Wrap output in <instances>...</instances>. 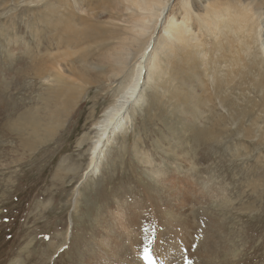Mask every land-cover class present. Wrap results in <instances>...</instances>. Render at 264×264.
Returning <instances> with one entry per match:
<instances>
[{
  "label": "rangeland",
  "instance_id": "rangeland-1",
  "mask_svg": "<svg viewBox=\"0 0 264 264\" xmlns=\"http://www.w3.org/2000/svg\"><path fill=\"white\" fill-rule=\"evenodd\" d=\"M178 2L173 0L170 10L179 8ZM44 5L0 0V264H102L103 252L94 253L104 237L101 249L114 253L124 243L133 264H140L145 247L157 263L161 250L177 249L180 255L164 257L167 264H264V93L251 84L240 92L225 90L240 100L234 112L239 117L233 115L237 122H231V109L219 100L210 74L209 92L196 93L202 102H212L185 127L181 119L190 111H172L166 93L146 89L150 102L128 108L127 120L88 169L103 133L95 124L131 68L110 83L89 87L55 137L50 140L43 131L29 149L18 120L44 106L51 84L41 77L65 51L53 40V27H46ZM168 21L160 25L168 28ZM59 70L53 74L69 76ZM174 115L185 127L179 140L165 129L181 134V127L171 124Z\"/></svg>",
  "mask_w": 264,
  "mask_h": 264
},
{
  "label": "bare ground",
  "instance_id": "bare-ground-1",
  "mask_svg": "<svg viewBox=\"0 0 264 264\" xmlns=\"http://www.w3.org/2000/svg\"><path fill=\"white\" fill-rule=\"evenodd\" d=\"M172 1L30 0L33 4L45 2L46 27L47 24L53 27L50 28L52 38L65 51H62V59H54L41 77V80L51 84L45 90L44 95L47 96L44 97V106L39 107L36 113L22 115L19 124L16 120L21 125V128L17 127L22 130L21 137L25 138L23 143L33 149L31 139L35 137L34 141H41L43 131L52 140L57 130L64 126V118L75 111L73 108L82 101L89 87L105 84L131 68L127 83L121 89L118 88L120 90L113 104L104 111L103 119L95 124V128L100 129L97 131L103 133L92 149L88 169L95 168L100 149L109 143L116 128L127 120L124 117L128 108L141 101L150 102L144 96L146 89L152 90L154 94L166 93L172 111L178 108L190 111L188 119H181L185 127L197 121L202 113L200 108L209 107L212 102V99H206L205 102L200 100L202 94L209 92L206 80L210 74L214 75L216 95L221 103L230 107L232 116L238 114L234 112L240 107L239 98H231L223 93L225 90L234 87V92H240L241 88L251 84L264 93V75L261 73L264 67V0H179V8L170 10ZM168 19L169 27H162L161 21ZM158 31L160 36H156ZM154 45V51L149 53V48L153 49ZM209 49L211 51L208 52ZM60 68L65 74L69 73L67 78L64 74H53ZM142 79L148 80V84L142 85ZM196 89L202 94L196 93ZM261 105L264 106V102ZM235 117H239V114ZM235 117L231 118V122H237ZM176 119L179 117L174 115L171 124L180 126ZM216 125L218 128L221 126L214 122L213 126ZM180 127L181 134L176 128L165 126V129L173 140H179L185 131V127ZM247 134L250 135L248 131ZM45 142L47 144L49 140L43 144ZM164 142L166 144L167 141ZM177 192L181 194L183 191L177 189ZM179 201L182 204L185 202L183 198ZM107 239L104 237L97 242L98 251L94 253L95 256L103 252L105 262L102 264H110L112 254L119 256L113 260L116 264H133V256L128 255L130 253H127L124 243L122 249L114 253L101 249ZM160 252L161 261L157 263L153 258L154 264H167L164 257L180 255L177 249L172 253H168V250L163 253L164 249ZM140 257V264H147L143 256ZM134 262L139 263V260Z\"/></svg>",
  "mask_w": 264,
  "mask_h": 264
},
{
  "label": "snow or ice",
  "instance_id": "snow-or-ice-1",
  "mask_svg": "<svg viewBox=\"0 0 264 264\" xmlns=\"http://www.w3.org/2000/svg\"><path fill=\"white\" fill-rule=\"evenodd\" d=\"M143 258L147 262V264H154V260H153L150 248H148V247L144 248ZM189 264H190V262H189Z\"/></svg>",
  "mask_w": 264,
  "mask_h": 264
}]
</instances>
